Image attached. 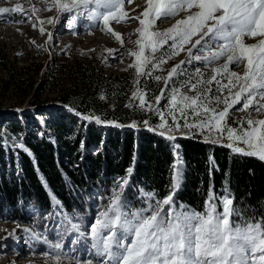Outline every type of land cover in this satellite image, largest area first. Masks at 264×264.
<instances>
[{"label":"snow or ice","instance_id":"1","mask_svg":"<svg viewBox=\"0 0 264 264\" xmlns=\"http://www.w3.org/2000/svg\"><path fill=\"white\" fill-rule=\"evenodd\" d=\"M125 2L45 0L48 10L57 11L46 22L58 23L64 13L70 14V23L85 16L91 21L90 27L102 26L104 32L115 36L123 45L122 34L114 31L111 22L138 20L140 27L135 30L138 39L134 42L137 49L128 50L127 54L134 57L129 67L137 74V90L132 96L139 100L141 109L153 112L160 120L149 130L168 140H175L177 132L194 135L192 130H196L203 135L205 143H223L235 154L264 162V119L252 116V111L264 113V0H146L144 11L131 18L124 9ZM42 10L35 5L24 9L17 4L0 8V14L19 13L31 19V14ZM182 12L187 14L171 27L156 30L158 20L173 19ZM37 20L41 25L45 23L38 16ZM39 31L44 34L46 30L41 26ZM193 37H196L194 42ZM245 38H254L256 42L246 43ZM48 42H52V33H48ZM106 51L115 55L118 50ZM181 52L186 54L185 59L173 64L167 76L154 75ZM222 59L224 63L220 64ZM194 62L203 64L211 75L205 79L200 67L190 72L187 66ZM242 64L245 66L242 73L231 70V66ZM142 76L164 81V88L151 101L140 87ZM184 89L195 95H189ZM226 89L227 95H223ZM161 100L167 101L163 107ZM235 105H242L238 111L250 108L252 111L240 119L233 117L236 125L233 127L228 123V116ZM82 119L124 126L102 120L94 113L83 115ZM142 123L149 126L147 120ZM128 126L136 128L137 122ZM182 128L186 131H181ZM15 147L31 155L22 138ZM175 147L178 149L179 145ZM175 160L171 165V183L163 196L155 190L138 189L144 207L132 208L127 194L133 187V157L126 174L115 179L107 203L97 209L89 232L81 230V223H73L72 215L63 214L61 223L66 226L65 232L70 229L77 234L74 244L82 238L91 239L90 246L84 249L87 258H77L75 264H264V216L245 219L244 211L237 206L236 197L226 185L221 191L210 184L202 210L185 204L177 207L174 197L184 183L185 172L182 159L177 155ZM209 164L212 169L218 168L214 157H209ZM50 199L54 207L63 208L54 194ZM25 231L35 241L47 245L55 253L51 256L55 264H60L63 248L60 240L52 242L42 233Z\"/></svg>","mask_w":264,"mask_h":264},{"label":"trees","instance_id":"2","mask_svg":"<svg viewBox=\"0 0 264 264\" xmlns=\"http://www.w3.org/2000/svg\"><path fill=\"white\" fill-rule=\"evenodd\" d=\"M21 19L24 18H17ZM1 66L8 67L5 63ZM15 72L5 79L6 87L14 77L20 78L21 73L15 76ZM88 76L100 82L105 79L104 75L96 77L93 70ZM53 91L55 89L51 88L49 92ZM61 99L70 102L69 93ZM94 101L87 93L83 94L76 108L90 113L95 107ZM56 112L59 114L46 122V126L36 120L31 128L28 126L30 112L11 115L22 116L24 121L0 117L2 122L6 121L8 133L16 142L22 138L31 153L7 147L0 140V211L11 213L22 222L38 221L37 225L42 227L41 221L49 220L56 211L62 210L72 215L73 221L86 226L94 219L93 205L107 203L115 179L126 174L133 157V187L127 190V194L132 207L141 208L144 203L136 197L137 187L155 190L163 196L171 183V165L178 155L185 176L174 197L177 202L202 210L210 184L221 191L226 185L236 197L237 206L244 211L245 219L264 216V162L258 158L235 154L227 147L205 143L198 136L168 140L146 130L78 121L63 108ZM39 115L46 113L41 111ZM127 119L121 110H111L108 118L102 120L125 124ZM176 145H179L178 149ZM175 148L178 153L174 152ZM210 156L215 158L217 169L211 168ZM133 189H136L134 194L130 193ZM53 194L61 201L62 209L53 206L50 199ZM28 204L38 207L41 214L31 216L26 210Z\"/></svg>","mask_w":264,"mask_h":264},{"label":"rangeland","instance_id":"3","mask_svg":"<svg viewBox=\"0 0 264 264\" xmlns=\"http://www.w3.org/2000/svg\"><path fill=\"white\" fill-rule=\"evenodd\" d=\"M134 3L143 4L140 0H132L130 4L126 0L124 5V9L130 18L136 16L130 15ZM17 4L21 5L24 9H30L35 5L43 10L39 13L31 14V19L25 18L19 13L0 14V117H4V119L7 117L10 119L18 118L24 121L22 116L12 117L11 115L14 113L22 114L25 111L30 112L31 122L28 126L31 128L34 127L36 120L42 126H46V122H50L53 116L59 114L56 110L60 108L71 113L78 121L83 120V115L94 113L100 116L101 119H104L108 118L111 110H121L122 114L128 118L125 124L116 121L118 124L124 125L121 128H130L128 125L136 121L137 127L135 129L158 134L156 131L149 130V127H155L160 123L158 116L151 111L146 112L141 109L138 106L139 100L132 96L133 92L137 90L135 83L137 74L134 68L129 67L133 63L134 57L128 55L127 51H135L137 49V45L134 42L138 39V34L135 31L140 27L138 20L129 19L127 22L121 23L111 22L114 31L122 34L123 45H121L115 36L103 32L101 33V37L107 41L106 43L86 48V44H82L79 41H71L73 42L71 43L63 38L60 42L56 38L57 30L65 27L72 30L73 34L64 30V37L71 39L76 37L84 38L87 34L100 33L102 26L90 27L91 21L85 16L78 17L70 23V14L68 13L61 14L58 23L48 24L46 22L47 18L57 15V11L54 8L48 10L45 7V0H0V8H12ZM136 14L139 16L141 13ZM186 14L182 12L175 18L164 20L163 22L158 20L155 28L161 31L167 29L177 19L183 18ZM18 16L24 18L21 19L24 22L17 23L16 21H19L17 18H20ZM37 16L40 20L45 21L43 25L39 23ZM33 24H36V27H33ZM123 25H131L135 29L130 33L124 34L119 31V28ZM41 26L46 30L44 34H41L39 31ZM48 33H52L51 43L48 42ZM195 39L196 37H193V42ZM32 41H35V43H32ZM245 42L255 43L256 40L254 38H245ZM106 49H116L118 51L115 55H109ZM159 55L160 53H157V56ZM185 55L184 52H181L179 56L168 60L163 65V69L157 70L154 75L167 76V72L173 64H177L180 60L185 59ZM3 63L8 67L1 66ZM219 63H224V60L222 59ZM215 66L213 65V67ZM187 67L190 72L195 67H200L201 71L205 73V79L211 75V72L199 62H194L193 65ZM244 67L243 64L239 67L231 66V70L242 73ZM91 70L94 71L96 77L104 75V81L100 82L95 78L91 80L88 76ZM14 71H16L15 76H17L18 72L21 73L20 78L17 80L14 77L11 84L6 87L4 84L5 79L9 78ZM180 79L182 80L184 77H180ZM178 86L179 84L177 83ZM140 87L148 93L147 99L151 101L155 95L160 94V89L164 88V81L157 82L151 78L142 76L140 77ZM212 87L215 91L216 85L213 84ZM51 88H54L55 91L49 92ZM183 91L189 95H195L194 92H188V89H184ZM165 92L167 93V89ZM67 93L70 95V102L61 99ZM86 93L90 98L95 100V107H92L90 113L82 112L76 108L80 104L78 103L79 98ZM223 95H227V89ZM102 96L105 98L101 99ZM166 103V100H161V107ZM241 106L235 105L229 112L228 123L233 127L236 126L233 124V117L240 119L246 117L248 112L252 111L251 108L245 111H238L237 109ZM41 111L45 112L46 115L40 116L39 112ZM77 112L81 115L78 116ZM252 116L257 119H264V113L252 111ZM144 120L148 121L149 126H145L142 123ZM86 122H93L98 126L116 127L115 125L96 123L95 121ZM169 123H171V120H169ZM181 124H183V121H181ZM181 131L186 130L182 128ZM192 132L195 134L181 135L177 132L175 135L179 138L198 136L204 142L203 135L196 130H192ZM0 140L7 147L17 148L15 147V143L18 142L16 140L14 142V137L8 133L5 120L3 122L0 120ZM226 142L225 135L224 143ZM216 145L224 144L218 143ZM177 151L175 148L174 152L178 153ZM139 188H143V186L137 187V190ZM144 190L147 191L146 189ZM135 192L136 189L130 191L132 194ZM136 197L140 198V201L143 202L139 191ZM144 206L142 205V207ZM99 207L97 204L93 205V218ZM177 207H179L178 202ZM26 210L33 217L41 214V210L32 204H28ZM55 214L63 216L64 212L62 210L56 211L49 220L41 221L43 226L40 227L37 225L38 221L35 223L22 222L13 217L11 213L0 211V264H55V261L51 258L55 253L47 245L35 241L25 229L42 233L52 242L60 240L63 245L60 264H75L77 258H87L84 249L90 246V237L82 238L79 243L74 244L73 241L76 240L77 234L70 229L65 232L66 226L61 223L62 216L57 217ZM72 222L80 223L77 220H72ZM92 222H94V219ZM92 222H88L86 226L83 224L84 226L82 225L81 230L89 232ZM58 232L61 234L60 236L57 235ZM10 233L13 234L9 235ZM45 253L50 254L45 255Z\"/></svg>","mask_w":264,"mask_h":264},{"label":"bare ground","instance_id":"4","mask_svg":"<svg viewBox=\"0 0 264 264\" xmlns=\"http://www.w3.org/2000/svg\"><path fill=\"white\" fill-rule=\"evenodd\" d=\"M136 1V0H135ZM139 1V0H138ZM140 1H142L143 2V4L141 5V4H139V3H134V6L131 8V10L132 11H130V9H129V11L130 12H132L130 15H136V16H138V14H136V13H142L143 11H144V8L146 7V1H144V0H140ZM133 4V3H132ZM135 28H134V26H131V25H123V26H121L120 28H119V31L120 32H123L124 34L125 33H130V32H132L133 30H134ZM64 30L66 31V32H71L72 30H70V29H67V28H62V29H58L57 30V37L56 38H58V40H60V42H61V40L63 39V38H65V39H67V41H69V42H71V41H79L80 43H84V44H86L85 45V47L86 48H91V47H93V46H97V45H100V44H102V43H106L107 41L106 40H104L102 37H101V33H103L104 31L103 30H101V32L100 33H94V34H87L86 36H84V38H69V37H64V35H65V33H64ZM11 31V30H10ZM100 31V30H99ZM72 33V32H71ZM88 33H90V32H88ZM73 34V33H72ZM44 36V35H43ZM56 36V35H55ZM57 40V39H56ZM86 40V41H85ZM63 42V41H62ZM66 42V41H65ZM118 42V41H117ZM67 43V42H66ZM71 43H73V42H71Z\"/></svg>","mask_w":264,"mask_h":264},{"label":"water","instance_id":"5","mask_svg":"<svg viewBox=\"0 0 264 264\" xmlns=\"http://www.w3.org/2000/svg\"><path fill=\"white\" fill-rule=\"evenodd\" d=\"M129 129H135V128H131V127H130ZM178 138H179V137H178ZM220 146H223V147H225L224 145H220Z\"/></svg>","mask_w":264,"mask_h":264}]
</instances>
